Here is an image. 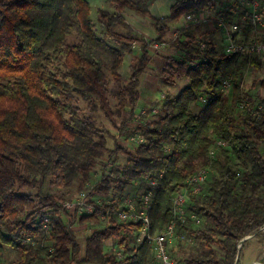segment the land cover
I'll return each mask as SVG.
<instances>
[{
	"label": "trees",
	"instance_id": "trees-1",
	"mask_svg": "<svg viewBox=\"0 0 264 264\" xmlns=\"http://www.w3.org/2000/svg\"><path fill=\"white\" fill-rule=\"evenodd\" d=\"M105 1L112 10L98 8L103 29L98 35L89 0H0V264H5L3 246L17 251L12 264H153L152 246L135 238L140 222L118 221L114 214L127 189L138 186L141 194L152 193L151 232L162 229L172 216V197L198 167L209 169L206 184L185 204L187 216L175 229V238L183 232L195 244L183 257L168 251L179 264L238 263L242 238H264V96H245L240 85L244 68H261V60L218 51L212 40L182 28L171 45L185 57L165 58L166 79L188 83L166 95L158 118L127 127L129 118L123 116L118 124L116 117L127 106L132 114L140 98L153 43L137 37L124 9L150 18L160 40L168 22L206 11L214 0H173L162 17L152 15L149 0ZM117 25L123 31H116ZM137 41L140 54L112 105L105 70L119 81V67ZM226 77L230 97L220 88ZM200 95L210 96L200 101ZM197 99L202 106L194 111ZM80 101L89 115H82ZM241 105L242 116L236 112ZM96 111L120 131L143 138L134 151L118 143L112 150L107 146L108 131L90 115ZM118 153L127 161L115 162L112 155ZM96 166L103 171L100 178L81 193L92 212L71 214L63 205L69 200L44 189L75 182L81 189ZM111 192L119 203L91 197ZM104 216L109 225L84 238L81 255L73 223ZM111 238L120 256L104 245Z\"/></svg>",
	"mask_w": 264,
	"mask_h": 264
},
{
	"label": "rangeland",
	"instance_id": "rangeland-1",
	"mask_svg": "<svg viewBox=\"0 0 264 264\" xmlns=\"http://www.w3.org/2000/svg\"><path fill=\"white\" fill-rule=\"evenodd\" d=\"M91 4V17L95 24V29L98 35H102V27L99 25L96 14L98 8H105L108 10H112L109 7L108 3L105 0H89ZM173 0H162V3L159 7V14H165L164 12L168 4H170ZM150 5L153 10L155 9L156 0H149ZM238 0H214L213 6L203 11V17L198 22L192 23L188 27L192 29L194 35L198 38L202 39H210L214 42L215 48L220 51L221 50V39H222V31L218 28L215 22V17L223 16L225 22L228 23L232 19H235L238 15V8L236 7ZM162 10V11H161ZM123 16L128 21L134 31L137 33V37L142 40H153L152 45L149 47V59L146 62V67L144 72L140 77V98L136 104V107L132 114L129 113V106L125 107L124 111L120 116L116 117L117 123L119 124L121 118L125 116L129 118L127 127H132L139 125L145 121H150L158 118L161 113V107L164 103V99L167 94L175 95L183 86L188 83L186 78L176 79L174 82H171L166 79L168 77V68L166 66V57L173 56L179 59L185 57L184 53L171 45V42L177 37L179 31L181 30V22L182 17H180L177 21H172L167 23L166 33L164 37L160 40H156L155 28L153 26V21L148 17H141L134 13L129 9H124ZM116 31H123L120 25L115 27ZM110 43L112 40L107 38ZM157 43L159 45L158 48H155L153 44ZM140 54V41L134 42L131 47V52L126 53L123 59L122 64L119 67L120 80L115 81L108 70H105V74L109 79V99L110 103L114 105L116 99L114 97V93L117 92L129 79L131 73V64L135 62L136 57ZM243 90L245 92V96L251 95L252 97L256 95L264 96V68H256L251 66H246L243 70ZM227 96H231V89L223 90ZM80 105L82 108V115H89L88 111L85 109V104L80 101ZM202 106V103L197 99L192 103V108L194 111H197ZM236 112L243 115L242 105L236 108ZM91 118L95 122V125L100 129L107 130L109 136L107 138V146L112 150L114 149V144L118 143L121 146L126 147L130 152L134 151L136 142L132 139L131 135H128L122 131H120L117 127L112 126L107 119L104 118L103 114L100 111H96L91 113ZM239 118V117H238ZM241 121V120H240ZM240 126H242L241 122ZM114 161L118 163H124L127 161V156L124 154L118 153L113 154ZM105 160V159H104ZM102 169L100 166H96L92 173L90 174L88 183H86L81 189H79L78 182L73 183V185L67 187H55V186H45L44 189L50 192H54L57 195H62L63 200H78L81 196V193L90 192V186L94 184L100 178L102 174ZM140 185V183H139ZM125 197L119 205H122L124 200L127 197L139 196L142 192L138 186L130 187L127 189ZM94 200H103L106 203L117 202L118 200L115 197L114 192L109 193L108 195H103L99 193H94L92 196ZM119 203V201H118ZM70 214V213H69ZM70 218L72 215L70 214ZM77 217V216H75ZM64 220L67 216H63ZM115 220L118 219L117 215L114 214ZM109 225V219L107 216L103 218L100 217L96 221H87L84 223H80L75 221L73 223V230L76 234V237L81 245L84 243V238L90 234L95 229H102ZM126 233L128 237L133 241L134 236L133 232L127 228ZM123 231V235L126 234ZM180 233V232H179ZM183 234V232H181ZM185 238L181 239L180 237L173 238L169 243V250L172 251L171 254L176 257H183L188 254V252L192 249V245L195 244V241L192 237L187 236L185 234ZM178 240L182 243V246L179 245ZM109 242L115 243L114 239H109ZM135 241V240H134ZM113 251L120 249L117 247L111 248ZM3 256L5 260V264H12V262L16 259L17 251L9 246H3ZM82 252V251H81ZM83 252L81 253V255Z\"/></svg>",
	"mask_w": 264,
	"mask_h": 264
},
{
	"label": "built area",
	"instance_id": "built-area-1",
	"mask_svg": "<svg viewBox=\"0 0 264 264\" xmlns=\"http://www.w3.org/2000/svg\"><path fill=\"white\" fill-rule=\"evenodd\" d=\"M238 15L235 19L226 23L223 16L215 17L218 28L222 31V51L227 54H243L246 56H256L262 62L264 68V0H238ZM203 12H187L182 18L181 29L187 28L192 23L198 22L203 17ZM250 33H246L247 29ZM252 30V31H251ZM158 48L157 43L153 44ZM204 47V43L201 44ZM248 66V65H247ZM244 75V74H243ZM221 79L220 88L226 90L230 88L229 79ZM243 86V79L240 84ZM210 95H200V101H206ZM135 141H142L139 135L132 136ZM218 145H224L223 141H218ZM213 155V151H210ZM209 169L207 167H198L186 179L184 186L176 192L171 199V219L164 227L156 232H151L148 209L152 201V193L148 191L139 196L127 197L123 202V207L118 210L117 217L120 220L131 222H140L139 232L136 235L138 243H147L152 246L153 264H179L169 253V243L176 237V224L178 220H185L187 212L185 204L190 197L200 193L207 180ZM64 207L71 213L79 215L82 212H92L93 206L88 203L84 194H81L78 200H69L63 203ZM190 219L199 223V218L195 213H190ZM184 239L185 235L180 234ZM121 255L120 250L115 253Z\"/></svg>",
	"mask_w": 264,
	"mask_h": 264
},
{
	"label": "crops",
	"instance_id": "crops-1",
	"mask_svg": "<svg viewBox=\"0 0 264 264\" xmlns=\"http://www.w3.org/2000/svg\"><path fill=\"white\" fill-rule=\"evenodd\" d=\"M161 3H162V0H156V3H155L156 6L154 10L152 6L150 5V10L154 17L166 16L169 13L170 4H168L167 9L164 11L166 12L165 14H161V13L159 14L158 11H159V7ZM222 45H223V39H221V50H222ZM104 245L107 248L113 247V243L109 242L108 240L105 241ZM81 248H82L81 251L83 252V245H81ZM237 264H264V238L250 236L243 244V247L239 253Z\"/></svg>",
	"mask_w": 264,
	"mask_h": 264
},
{
	"label": "water",
	"instance_id": "water-1",
	"mask_svg": "<svg viewBox=\"0 0 264 264\" xmlns=\"http://www.w3.org/2000/svg\"><path fill=\"white\" fill-rule=\"evenodd\" d=\"M250 236H251V235L245 236L244 238H242V239L240 240V242H239V244H238V249L241 247V244H242L245 240H247ZM236 263H237V262L235 261V264H236Z\"/></svg>",
	"mask_w": 264,
	"mask_h": 264
}]
</instances>
